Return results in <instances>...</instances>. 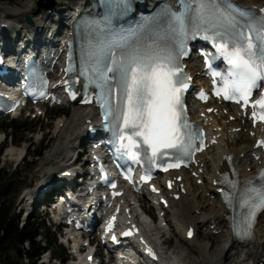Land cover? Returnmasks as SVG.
I'll return each instance as SVG.
<instances>
[{
	"label": "snow or ice",
	"instance_id": "6c2138e0",
	"mask_svg": "<svg viewBox=\"0 0 264 264\" xmlns=\"http://www.w3.org/2000/svg\"><path fill=\"white\" fill-rule=\"evenodd\" d=\"M177 2L179 12L164 5L151 20L116 29L112 19L125 14L128 0H102L105 13L92 22L84 40L81 75L99 89L105 119L119 147L133 160H139L134 151L140 147L137 137L153 162L164 156L179 160L191 147L193 133L182 119L187 83L178 64L190 33L210 36L230 65L234 79L226 82V99L238 96L237 102L247 104L253 89L264 82V10L257 15L232 0ZM257 103L264 107V97ZM234 198L242 209L234 231L247 236L257 212L264 211V186L246 185Z\"/></svg>",
	"mask_w": 264,
	"mask_h": 264
},
{
	"label": "bare ground",
	"instance_id": "6f19581e",
	"mask_svg": "<svg viewBox=\"0 0 264 264\" xmlns=\"http://www.w3.org/2000/svg\"><path fill=\"white\" fill-rule=\"evenodd\" d=\"M53 1V6L50 9L46 8V6H48L46 5L42 7L44 9L43 13L37 14L34 12V8H32V1L24 0V5H22L20 11L27 14V16L31 14L34 25H24L22 27L18 34L21 41L25 40V43H27L29 39L33 38L32 33L37 32L39 28H41V31L37 33L35 38L41 41L46 40L49 34L54 31V29H48L47 25L49 24L57 27V36L60 37L63 33L69 34L70 26L74 24L75 18L80 13L89 12L90 10V5L87 4L89 0H64V2L69 1V4L62 3V0ZM238 3L244 7L257 10L260 13L261 10H264V0H239ZM27 9L28 11H26ZM51 9L52 12L59 15V19L56 18L54 20L52 18V14L49 13ZM45 30L48 31L47 35L44 36ZM187 63L188 71L196 75L197 80L202 81L204 78L202 74H198L200 71V64L197 59L191 58ZM10 96L14 97L13 94H10ZM209 108L213 109V113L207 114L205 118L199 121L209 129L212 138L218 140V145L215 148V150L217 149L218 151L215 152V150L212 149L206 154L199 156L200 169L204 170L200 179L204 180V184L196 187L197 180L192 178V174L184 175L183 183L177 184L175 187L176 190L181 192V198L178 202L172 201L169 208L170 211L167 210L171 216L172 224L168 217L156 223L152 211L147 208H141L144 213L140 214L139 209L130 203V200H123V204L127 206L130 214L122 219L121 223L139 222L143 231L137 243L139 245L149 243L159 253L160 261L157 264H264V213L259 218L253 237L246 242H236L230 229V222L228 220L229 211L226 206L222 204L218 193V189L221 187L214 184L215 181L217 183L223 181L224 178L220 175L230 170L226 165L227 157H233L231 166L235 169V175L238 180L246 182L255 178L254 176L262 167V156L257 160L256 156L259 154L256 153L255 156L253 155L256 136L260 135V131L247 124L243 115L236 109H230L226 106L220 107L217 104H208L204 106L203 112L201 113H205L206 109ZM225 110H228V115L224 114ZM200 114L198 115L200 116ZM231 117L235 118V121H229ZM88 121H96L94 119V110L90 107L79 108V106L74 105L71 117L60 119L58 122L55 130L57 141L50 154L56 153L59 144L62 142V147H64L63 154H65L62 162L68 164L74 157H70V153L73 149L70 143L73 140L69 132L74 127L78 128L84 126ZM235 128H241L242 131L235 132ZM244 131H247V133L244 134ZM251 133L256 136L252 138L250 136ZM240 136L244 138V141L242 139V142L239 144ZM86 138L87 135L85 130H82L74 140L76 142L84 141ZM235 142H238V144ZM25 150L15 147V149L10 150L9 154L10 156H16L15 161H19L22 159ZM249 168L250 170H247ZM65 170L66 168L58 171L57 174L59 175ZM49 173H51V175L45 177L44 183H51V181H54L52 177L53 172L49 171ZM58 175L57 178H59ZM43 186L44 185L40 186L38 190L43 188ZM38 190L36 188L28 189L24 193L25 197L22 199V202L25 198L30 200L34 199L37 194L35 191ZM96 195L97 191L94 192L89 201L83 197V194L79 193L70 194L68 197L63 195V197L67 200L66 204L69 202L70 204L72 202L83 203L82 209L85 211L83 214L75 210L71 212L79 218L86 214L87 208L91 211L93 207H97V199L94 198ZM191 209L194 210V213ZM64 213V210L60 211V213L55 215V218L61 219ZM158 213L160 214V212ZM84 221H87V218H84ZM88 222L89 221H87V223ZM163 222H166L167 227H164ZM192 228H195L196 233L192 239H189L187 235ZM204 229L209 238H215L216 236L215 239H217L218 242L210 240L207 244H201L200 241L199 243L196 239L197 234ZM173 231H175L176 234L178 233L175 235V238L178 241L177 244H179L180 247L182 246L180 249L170 245L171 240H168V238L163 240L165 234L172 233ZM205 231H203V233ZM154 232L157 233L154 234ZM69 238L73 239L74 247L78 248V241H80L78 233L73 231L69 232L66 240L68 241ZM139 245L136 248L140 249ZM194 251L197 252L194 253ZM129 260L131 262H129ZM140 262V260L127 257L120 263L140 264Z\"/></svg>",
	"mask_w": 264,
	"mask_h": 264
},
{
	"label": "rangeland",
	"instance_id": "374dc122",
	"mask_svg": "<svg viewBox=\"0 0 264 264\" xmlns=\"http://www.w3.org/2000/svg\"><path fill=\"white\" fill-rule=\"evenodd\" d=\"M31 1H32V8H34V12H36L37 14H40L41 12L43 13L44 9L42 7H39L38 5V2L40 0H31ZM23 2L24 0H0V19H2L3 17L8 18L12 20V22L17 27L16 28L17 31H14V32L10 31V35L13 38L20 33V30H19L20 26L22 27L24 25L28 26V24L25 21V16L27 14H24L23 12L20 11L22 5H24ZM44 2L49 3L48 0H45ZM61 2L64 4H69V1L64 2V0H62ZM26 11H28V9ZM28 16L31 17V14ZM52 18L55 20L56 18H59V15H56V13H53ZM48 26H50L51 28L54 27L51 24ZM47 31L45 30L44 35H46ZM72 111H73V106H60V107L45 106L40 111L39 110L38 111L33 110L31 112L25 111L22 114L21 118H18V119H15V118L14 119H0V125L4 121L6 122L19 121V122L31 123V124H28L27 127L33 128V131L26 132L25 134L24 133L21 134V133H16L15 129L4 131L0 127V141L2 142L3 134H5V137H6L5 141L0 144V190L3 188L4 185L7 186L8 183L10 182L13 183L10 193L5 197L0 196V204L4 202L7 204L10 201H12L14 202L13 204L14 207L17 209L16 213H18L20 209H22L24 213L29 212L30 208L28 207V204H26V201L24 200L22 202V199L24 198V193L28 189H35V188L38 189L39 183L44 181L46 179L45 177H48L51 175L49 171L53 172V177H54V175L57 174L58 171L64 169L62 165L65 164L66 162H62V159L65 157V154H63L64 147H62V142L59 144L58 151L56 153L50 154V152L55 146L56 141H57L56 136H55V130L57 128L59 120L67 119L71 117ZM39 112H45L46 115L41 116L39 115ZM56 112H61V113L60 115H56ZM225 112L226 110L224 111V114ZM33 117L35 118L33 119ZM229 121H232V118H230ZM83 128L85 129V127L83 126L78 127V128L74 127L69 132L73 140L70 143V146L73 147L70 153L71 155L70 157L74 156L76 152L82 151L78 148V141L76 142L74 139L79 134L80 131L84 130ZM239 129L240 128H235L234 130H236V132H241L242 130L238 131ZM246 133L247 131H244V134ZM242 139L244 141V138L240 136L239 144L240 142H242L241 141ZM235 143L238 144V142H235ZM15 147H18L19 149H24V150L26 149L22 159H20L19 161H15L16 156H13V155L10 156L9 154L10 150L15 149ZM40 150H45V152L43 156L36 158V153ZM217 151L218 150L216 149L215 152ZM88 159L89 157L86 156L85 162H87ZM247 170H250V168ZM199 186H202V185L196 184V187H199ZM191 211L194 213L193 209H191ZM36 214L37 215L35 217L45 220L46 225L48 227H51L52 232L57 231L53 225L52 217L50 214L45 215L44 213L40 211L37 212ZM152 215H153L154 221L158 223L157 219L155 218V213L153 211H152ZM167 217L171 223V216L168 212H167L166 218ZM22 222L23 223L25 222V219H23V217H22ZM203 231H205V229ZM203 231L197 234L196 239L198 242L200 241L201 244H204V243L207 244L210 240L211 241L215 240L216 242H218V240L215 239L216 236L215 238L213 237L209 238L208 235H206L207 234L206 231L204 233ZM155 233L157 232H154V234ZM61 234H62L61 238L58 236V240H59L58 243L64 247V250L69 256L71 249L69 246L67 247L63 244V241L66 239L67 236L63 234L62 230H61ZM177 234L175 231H173L172 233H167L163 236V240H166L168 238V240H171L170 245H173L175 248L180 249L182 246L180 247V245L177 244L178 241L175 238L176 237L175 235ZM38 240L42 241V237H39ZM62 250L58 249L57 251L58 256L61 255ZM196 252L197 251H194V253ZM9 254L12 255V252L9 251ZM75 262L76 261H72L73 264H75ZM72 263L70 260L67 263L59 262L58 258L53 257L50 252H47L41 258V261H40V264H72Z\"/></svg>",
	"mask_w": 264,
	"mask_h": 264
},
{
	"label": "trees",
	"instance_id": "16d2710c",
	"mask_svg": "<svg viewBox=\"0 0 264 264\" xmlns=\"http://www.w3.org/2000/svg\"><path fill=\"white\" fill-rule=\"evenodd\" d=\"M60 113L56 112V115ZM28 124L31 123L3 122L0 127L5 131L15 129L16 133L25 134L33 131L32 127H27ZM44 152L45 150L38 151L36 158L43 156ZM13 204L12 201L0 204V264H40L42 256L47 252L57 257L59 262L66 263L68 254L45 220L32 216L22 224L21 214L16 213L17 209ZM39 237H42V241L38 240ZM58 249H63L60 256L57 255Z\"/></svg>",
	"mask_w": 264,
	"mask_h": 264
},
{
	"label": "water",
	"instance_id": "95a60500",
	"mask_svg": "<svg viewBox=\"0 0 264 264\" xmlns=\"http://www.w3.org/2000/svg\"><path fill=\"white\" fill-rule=\"evenodd\" d=\"M44 0H40L39 1V6L40 7H44V6H46V5H48V6H46V8H51L52 6H53V1H51V0H48V1H50V3L49 4H44V2H43ZM26 21H27V23L28 24H30V25H32L33 24V22H32V20L29 18V17H27L26 18ZM12 182H10L9 184H8V186L7 187H5L4 189H2V191H1V196H7L9 193H10V191H11V189H12Z\"/></svg>",
	"mask_w": 264,
	"mask_h": 264
}]
</instances>
